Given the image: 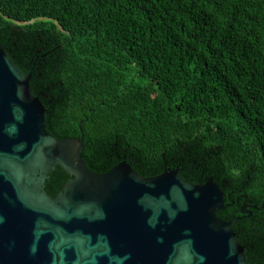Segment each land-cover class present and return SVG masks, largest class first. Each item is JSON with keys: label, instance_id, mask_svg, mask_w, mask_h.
I'll use <instances>...</instances> for the list:
<instances>
[{"label": "trees", "instance_id": "trees-1", "mask_svg": "<svg viewBox=\"0 0 264 264\" xmlns=\"http://www.w3.org/2000/svg\"><path fill=\"white\" fill-rule=\"evenodd\" d=\"M0 47L47 132L83 133L89 170L211 178L216 215L264 264V0H0ZM67 177L56 165L45 191Z\"/></svg>", "mask_w": 264, "mask_h": 264}, {"label": "water", "instance_id": "water-1", "mask_svg": "<svg viewBox=\"0 0 264 264\" xmlns=\"http://www.w3.org/2000/svg\"><path fill=\"white\" fill-rule=\"evenodd\" d=\"M29 78L0 47V264H247L211 178L145 177L125 160L92 172L83 133L47 132ZM56 165L68 177L51 196Z\"/></svg>", "mask_w": 264, "mask_h": 264}]
</instances>
